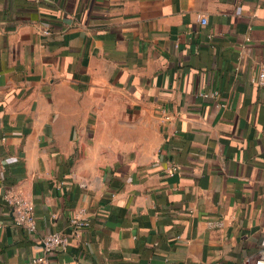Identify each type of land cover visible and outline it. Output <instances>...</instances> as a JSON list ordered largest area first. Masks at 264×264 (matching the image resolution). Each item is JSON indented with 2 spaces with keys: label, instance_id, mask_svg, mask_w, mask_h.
I'll use <instances>...</instances> for the list:
<instances>
[{
  "label": "crops",
  "instance_id": "1",
  "mask_svg": "<svg viewBox=\"0 0 264 264\" xmlns=\"http://www.w3.org/2000/svg\"><path fill=\"white\" fill-rule=\"evenodd\" d=\"M262 63L264 0H0V157L37 221L15 225L0 186V264L81 210L51 264H247L264 242Z\"/></svg>",
  "mask_w": 264,
  "mask_h": 264
},
{
  "label": "built area",
  "instance_id": "2",
  "mask_svg": "<svg viewBox=\"0 0 264 264\" xmlns=\"http://www.w3.org/2000/svg\"><path fill=\"white\" fill-rule=\"evenodd\" d=\"M200 19L202 24H207L208 20L206 17L201 16ZM253 83L264 89V63L261 64L258 75L253 80ZM8 165V159L0 157L2 199L9 207L15 225L24 228L30 233H34L37 231L34 202L22 193L15 191L12 186L6 184ZM178 169V165L172 162L165 166V172L169 175H172ZM81 214H84V210H81L80 214H76L70 218L68 231H54L45 234L42 239L43 247L41 253L33 255L22 264H51V257L55 253L66 251L73 240H78L81 237L82 230L89 226L90 221L80 216ZM209 225L211 227H221L223 226V221H210ZM247 264H264V242L260 253L256 257L249 259Z\"/></svg>",
  "mask_w": 264,
  "mask_h": 264
},
{
  "label": "trees",
  "instance_id": "3",
  "mask_svg": "<svg viewBox=\"0 0 264 264\" xmlns=\"http://www.w3.org/2000/svg\"><path fill=\"white\" fill-rule=\"evenodd\" d=\"M9 167V165H8ZM13 183V180L9 178V173H8V170H7V174H6V184L8 186H11V184Z\"/></svg>",
  "mask_w": 264,
  "mask_h": 264
}]
</instances>
